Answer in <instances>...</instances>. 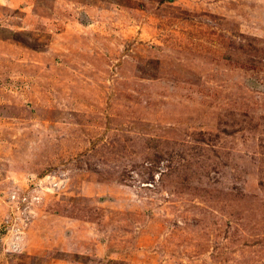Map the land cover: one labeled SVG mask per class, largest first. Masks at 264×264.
<instances>
[{
  "label": "rangeland",
  "instance_id": "1",
  "mask_svg": "<svg viewBox=\"0 0 264 264\" xmlns=\"http://www.w3.org/2000/svg\"><path fill=\"white\" fill-rule=\"evenodd\" d=\"M0 264H264V0H0Z\"/></svg>",
  "mask_w": 264,
  "mask_h": 264
}]
</instances>
